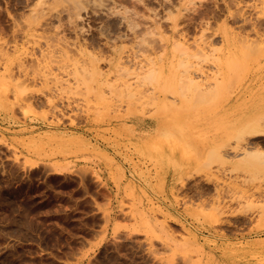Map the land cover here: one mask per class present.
<instances>
[{
	"label": "rangeland",
	"instance_id": "rangeland-1",
	"mask_svg": "<svg viewBox=\"0 0 264 264\" xmlns=\"http://www.w3.org/2000/svg\"><path fill=\"white\" fill-rule=\"evenodd\" d=\"M257 103L264 0H0V264H264Z\"/></svg>",
	"mask_w": 264,
	"mask_h": 264
},
{
	"label": "bare ground",
	"instance_id": "bare-ground-1",
	"mask_svg": "<svg viewBox=\"0 0 264 264\" xmlns=\"http://www.w3.org/2000/svg\"><path fill=\"white\" fill-rule=\"evenodd\" d=\"M246 13V12H245ZM228 39V38H227ZM226 39V40H227ZM227 43V42H226ZM227 46H229V45H227ZM229 48H231V47H229ZM223 49V48H222ZM227 50V51H226ZM224 56H229V57H231L232 59L229 61V63L228 64H226V65H224L226 62H224V61H222V57L221 56H219L220 58H219V74H223V77L222 78H218V82H217V84L216 85H214V87L213 86H210L211 84H209V86L210 87H208L207 85L204 87L205 88V90H206V87H208V88H210L208 91H210V90H213V91H215L216 92V90L217 89H219V88H225L226 90L227 89H229V87H232V86H235L236 85V82H235V80H236V78H237V75H236V71H237V63H238V61L236 60L237 59V57H238V55H237V53L235 54L234 53V51H232V50H229L228 48H225V50H224V54H223V57ZM184 61V60H183ZM164 64H163V67L159 70V71H155V70H152L151 72H150V75H147L149 78H151V79H156V80H158V81H162V82H164V84L165 85H167L168 83H170V86L169 87H172L173 89H171V92L174 90V93L177 91V86L174 84V81H173V77H172V75L170 74V75H168V74H166V68L168 67L169 69H171V71H173V69H174V67L176 66L175 64H174V62H171V63H169L168 61H164L163 62ZM180 65V64H179ZM186 66V65H185ZM189 74V73H188ZM190 76V75H189ZM192 77V76H191ZM190 77V78H191ZM188 78V77H187ZM193 78V77H192ZM207 78V77H206ZM181 79H182V77H181ZM201 80H202V78H201ZM207 80V79H206ZM192 81V80H191ZM181 82V81H180ZM182 82H184V80L182 81ZM201 82V81H200ZM204 82H205V79H204ZM167 83V84H166ZM206 83V82H205ZM208 83H212V82H208ZM208 83H206V84H208ZM189 84H190V81H189ZM193 87H194V84H191V87H189L188 88V91H192L193 90ZM203 87H202V89H204ZM187 91V94H183V95H187V98H189V92ZM207 91V92H208ZM213 91H210V92H213ZM178 93H179V91H177ZM203 92H205V91H203ZM217 93V92H216ZM190 94H191V92H190ZM218 94V93H217ZM230 94V93H229ZM233 94V93H232ZM179 95H181L180 93H179ZM206 96V95H205ZM190 97H192V96H190ZM240 99V98H239ZM239 101V100H238ZM262 101V100H261ZM260 101V102H261ZM237 105H238V103H236ZM260 104H262V102L260 103ZM256 106V109L258 110V111H254L255 109L254 108H252V105H250L249 107H246L245 108V110L244 111H241V109L239 110H237V109H234V107L231 109V110H234L235 112H234V114L237 116V117H244V118H246V120H247V123L246 124H244L243 125V128H246V127H248L249 126V128H254L255 129V132H253V133H256V135L257 134H259L261 131H263L264 129H262L261 130V125H262V123H263V120H261L262 118H264V110L263 109H261V106H258V103H257V105H255ZM263 106V105H262ZM251 111V112H250ZM254 111V112H253ZM253 113V115H249V114H252ZM255 113H257L256 115H254ZM256 116V117H255ZM260 116H263V117H260ZM254 117V118H253ZM249 118H252V119H250V120H248ZM260 120H261V122L262 123H260ZM248 138V137H247ZM251 140V139H250ZM241 141V140H240ZM242 142V141H241ZM248 142H250V141H248ZM253 142V141H252ZM259 143V142H258ZM243 144L245 145V143L243 142ZM251 144H253V143H251ZM260 144V143H259ZM256 145V144H255ZM240 147H242V146H240ZM249 146H247L246 148H244V150H243V152H241L245 157H249V158H251V159H254L255 161H260L262 158H263V155H264V152H261V150L259 151V149L257 150H253V149H250L251 147H249ZM258 147V146H257ZM259 147H261V146H259ZM262 149V148H261ZM264 150V149H263ZM241 153H240V155H241ZM236 154V153H235ZM234 154V155H235ZM237 155V154H236ZM238 156V155H237ZM243 158V157H242Z\"/></svg>",
	"mask_w": 264,
	"mask_h": 264
},
{
	"label": "crops",
	"instance_id": "crops-1",
	"mask_svg": "<svg viewBox=\"0 0 264 264\" xmlns=\"http://www.w3.org/2000/svg\"><path fill=\"white\" fill-rule=\"evenodd\" d=\"M150 120V123H151V125L150 126H152L153 127V129H152V132H150V133H146V134H156L157 132H158V130H156L158 127H159V125H160V120H158V119H154V118H151V119H149ZM133 125L136 127V130H137V132L138 133H140V134H142V131L143 130H141V129H139L138 127H139V124L138 123H133ZM139 129V130H138ZM146 134H143V135H146Z\"/></svg>",
	"mask_w": 264,
	"mask_h": 264
}]
</instances>
